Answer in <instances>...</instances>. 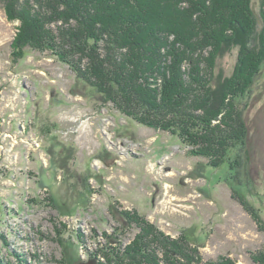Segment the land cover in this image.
I'll list each match as a JSON object with an SVG mask.
<instances>
[{
    "label": "rangeland",
    "instance_id": "374dc122",
    "mask_svg": "<svg viewBox=\"0 0 264 264\" xmlns=\"http://www.w3.org/2000/svg\"><path fill=\"white\" fill-rule=\"evenodd\" d=\"M253 5L261 22V0ZM20 24L0 0V230L8 234L0 251L6 264H115L107 254L140 231L134 221L123 223L122 212L174 238L185 232L206 260L258 264L264 75L243 105L250 175L260 193L250 195L253 209L237 193L248 191L245 179L233 181L228 163L214 168L171 132L105 105L49 50L19 57L12 42Z\"/></svg>",
    "mask_w": 264,
    "mask_h": 264
},
{
    "label": "trees",
    "instance_id": "16d2710c",
    "mask_svg": "<svg viewBox=\"0 0 264 264\" xmlns=\"http://www.w3.org/2000/svg\"><path fill=\"white\" fill-rule=\"evenodd\" d=\"M2 1L21 21L12 42L19 57L49 50L105 105L171 132L214 168L228 163L230 178L248 185L247 192L233 189L255 209L249 198L260 193L250 175L243 105L264 75V0L261 22L253 0ZM120 215L140 231L107 254L115 264H237L206 260L185 232L174 238L140 216ZM1 217L0 206V225ZM7 236L0 230L6 246ZM254 259L264 264V252Z\"/></svg>",
    "mask_w": 264,
    "mask_h": 264
}]
</instances>
